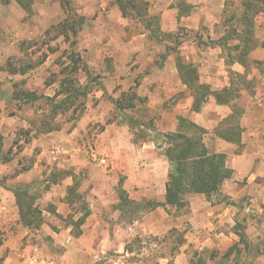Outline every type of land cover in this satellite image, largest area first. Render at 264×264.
Returning a JSON list of instances; mask_svg holds the SVG:
<instances>
[{"label": "crops", "instance_id": "obj_1", "mask_svg": "<svg viewBox=\"0 0 264 264\" xmlns=\"http://www.w3.org/2000/svg\"><path fill=\"white\" fill-rule=\"evenodd\" d=\"M229 1L234 0H142L149 6L145 18L157 16V27L148 30L142 25L143 32L130 37L125 34L129 18L123 16L117 1L109 15L123 31L110 33L109 23L100 21L94 25H102V33L88 27L82 30L78 39L82 57L91 74L102 75L93 83L96 89L88 96L81 119L69 130L64 128L48 135L54 143L63 141L68 168L64 170L66 175L37 200L43 218L40 228L32 229L22 223L13 193L41 181L36 170L12 176L6 186H0V264H87V254L98 258L91 244L97 239L95 233L109 223L101 218L95 204L84 213L74 211L73 204V196L89 176L85 171L90 163L80 145L86 137L92 138L102 157L101 163H96L97 173H90L89 179L101 184L100 188L93 187L91 194L99 198L102 194L105 207L110 205L107 195L120 178L127 195L133 196L136 191L139 199L158 198L160 205L165 203L173 168L163 148L155 140H139L138 130L124 119L109 121L112 112H116L114 101L131 90L136 79L139 87L135 108L144 102V107L156 117L150 122L156 133L184 132L181 120L192 123L204 133L203 143L209 155H224L226 168L231 172L210 198L183 196L189 211L187 248L196 246L215 252V258H205L208 264L218 256L231 264H264V28L259 22H264V16L259 13L253 19L252 37L257 47L248 55L246 68L235 57L241 51L235 50L240 43L225 41L230 30H222ZM162 35L172 36L175 43L179 39L177 45L170 44L177 47L175 58L167 59L170 46ZM87 41L94 44L87 47ZM160 56L166 57L165 61ZM106 57L110 59L107 62ZM178 57L197 70L198 84L208 90V101L198 112L193 111L194 92L180 77ZM158 59L160 64L156 63ZM127 115L134 117L128 111ZM92 185L88 180L85 187ZM220 196L222 200L214 204L212 199ZM167 209L160 206L151 212L166 219ZM84 217V223L78 226ZM136 225L127 227V231L120 226L115 228L114 242H129ZM143 227L144 232L150 229L148 225ZM108 240L111 241L109 234L102 239L104 247L111 244ZM247 244L254 246L255 253L252 248L247 251ZM236 246L239 254L231 252ZM189 259V251L183 250L175 260L176 264H188Z\"/></svg>", "mask_w": 264, "mask_h": 264}, {"label": "rangeland", "instance_id": "obj_2", "mask_svg": "<svg viewBox=\"0 0 264 264\" xmlns=\"http://www.w3.org/2000/svg\"><path fill=\"white\" fill-rule=\"evenodd\" d=\"M65 1L69 4V14H66L64 9H62L58 0H36L31 5L30 12H27L22 8L17 0H0L1 187L6 186L7 181L14 176L16 172L31 165L32 168L30 171L36 170L41 181L47 180L48 178L50 179L54 173L58 176L61 173L64 174V170L68 168V163L64 162L66 159V157H64L66 150L62 147L63 145H61L63 144V141L60 140L59 143H54V139L52 140L48 136L49 134H42L36 130V127L42 125L44 116L49 114V103H46L43 99H39L36 102L33 101V103H25L24 101L14 99L16 96L15 93L22 91L32 92L41 98L54 97L59 89L60 81L64 78L60 75L61 71L63 66L69 64L67 57L71 55L72 51L78 52L83 63L86 64L82 57L79 41L75 47H71L70 44L73 39L66 41L64 37H56V34L51 33L52 28L57 27L60 23L66 20L67 15H70L72 16L71 19H73L74 16L82 19L84 23L83 29L88 27V29H93L96 32L102 33L103 26L99 25L96 27L94 25L96 22L100 21L109 23L110 33L123 31L117 25H114L112 21L113 17L112 15H109L112 6L115 5L118 0ZM141 1L135 0L134 3L137 6V9L129 8L127 11V17L130 21L128 24L130 25L126 29V37L136 35L143 32L145 29L144 26H142V20L144 19L142 15L146 12L148 13L149 6H146V10V7H144L145 5H142ZM246 1L247 0L229 1L227 4L225 21L224 24H222L224 25L222 26V30L223 28H229L230 32L233 30L244 32L245 26L243 22H240V18L243 15L244 2ZM143 9L145 11H143ZM260 14L264 16V12H261ZM145 20H151V23H153L152 21L157 20V16L147 19L145 18ZM259 22L261 28H264V22L261 20H259ZM156 27V25L152 26V28ZM230 36L231 35L228 37ZM100 38L105 44H107L105 37H102L101 35ZM150 38L153 39L151 36ZM162 39L169 42L167 47L170 46V48L167 52V59L168 57L175 58L177 51L176 45L180 43L179 39L176 40V43L172 36L162 35ZM181 39H184V35ZM234 39L235 38L230 41H233ZM160 41L162 42V40ZM172 42L176 45H170ZM85 43H87V47L94 44L89 41ZM233 43L234 42H230V44ZM165 59L166 57L161 58L160 56L161 61H165ZM108 60L110 59L106 57L105 62ZM160 60L158 59L156 63L160 64ZM41 61L43 62L42 64L40 63ZM8 62L13 63L19 68L21 66H29V62L34 66L25 75H11L6 71ZM92 75L97 82L101 77L102 72L99 73L98 76H96L94 72ZM79 79L82 84H86L87 80L84 73L79 74ZM136 80L138 81L139 79ZM52 82H54V84L49 85ZM135 86L132 88H135ZM90 88L92 93L95 91L96 85L92 84ZM90 102H92V99H90ZM141 103L142 106H138V109L135 108L133 112L128 111V113H133L135 118L138 117V119L143 120L140 123L142 126H146L138 132V139H142V141H147L148 138L154 140L152 137H147L145 132L147 130H154V127L150 125V122H153L156 117H153V115L148 112V109L144 107V102ZM94 105L96 106L95 102ZM137 105L141 104L137 102ZM69 118L68 115L64 118L57 119V122L63 124V129L65 128L66 130H69L72 128L71 124H74ZM120 119H122L120 113L112 112L109 121L113 122ZM27 131H30V134L27 135ZM188 134L194 136L195 132L189 131ZM83 143L84 144L80 142V145L84 147L83 152L86 153L88 162L90 163V166L87 167L89 170L85 171L86 173L88 172L87 174L89 176H86L87 180L84 179L81 182V190L79 189V192L73 196L74 211H81L84 213L87 209L90 210L92 204H95V209L100 212L99 215L101 218L109 223L107 228H101L99 232L95 233L97 239H94L91 245L94 252L98 254V258L93 259L87 254V264H176L175 259L183 250L189 251L191 259H189L188 264H208V261H204L206 257L207 259L208 257H216V253L208 251V249L207 251L206 249L201 250L196 246H190L187 248L186 236L189 231L187 229V219L189 217V211L186 209V206L188 205L187 201H184L185 207L183 208L176 209L169 207V209L166 210L167 217L165 219L160 215L152 214L151 212L152 206L161 204L158 198L139 199L136 191L133 192V196L131 194L127 195L126 191L123 190L124 180L123 178H120V183L115 185L113 191L107 195L109 197L108 201L110 205L105 207L102 203V194H100L101 198L91 194V190L98 185V181L96 182L95 180L92 181L91 178L89 179L90 173L93 174L95 172L97 167L96 163H101L100 161L102 157L91 137L89 139L86 137ZM90 147H94L97 150L100 158L99 162L91 159L88 151ZM167 147L168 146H162L160 148H163L162 150L166 151ZM56 149H61L62 153L60 155L50 153H53ZM95 173H97V171ZM84 176L85 174L82 177ZM60 178L61 176L57 179ZM88 180L89 182L91 181L93 185L86 188L85 184ZM97 187L100 188L101 184L99 183ZM85 189L86 191L84 192ZM129 197H131V199ZM220 200H222V196L212 199L214 204ZM124 201H127L128 203L125 204ZM37 205L38 203L36 201L35 206ZM158 208L160 207H157L156 209ZM162 219H165L166 221H163ZM160 221H163L164 224L160 225ZM135 223L137 224V227L134 228L133 236L131 237L129 235V242L125 240H121V244L114 242L116 236L115 232L117 231L115 228L120 226L123 230L127 231V227H130ZM144 225L150 226V229L146 232H144L143 229ZM75 232L79 233V230L76 229ZM108 234L111 236V241L108 240L107 243L111 244H107V247H104L102 239ZM247 245V251H249V249L252 248V245ZM103 247L105 249L102 250ZM252 251L255 253L254 251L256 250L253 249ZM231 252L239 254V248L236 246ZM218 257L217 260H211L210 264H231L230 260H226L222 256Z\"/></svg>", "mask_w": 264, "mask_h": 264}, {"label": "trees", "instance_id": "obj_3", "mask_svg": "<svg viewBox=\"0 0 264 264\" xmlns=\"http://www.w3.org/2000/svg\"><path fill=\"white\" fill-rule=\"evenodd\" d=\"M21 7L27 12H30L31 5L36 0H17ZM49 1V0H47ZM55 1V0H53ZM57 1V0H56ZM62 9L69 14L68 2L65 0H58ZM135 0H118L120 11L124 17H127V11L129 8L137 9ZM147 6V4L142 3ZM147 10V7H146ZM143 11H145L143 9ZM264 12V0H247L244 2V12L242 15V21L245 30L241 34L236 30L230 32L228 39L237 40L240 44L235 47L236 51H240L236 54V59L241 62L246 68L249 66L248 55L251 51L256 49L257 42L252 37L254 17L259 13ZM146 13L142 15L143 25L146 29H151L156 21L145 20ZM67 15L66 20L60 23L57 27L52 28V32L56 34V37H64L66 41L73 39L70 44L71 47H75L78 42V36L83 29L84 23L81 18ZM234 35V36H233ZM28 55V54H27ZM26 55V56H27ZM69 64L63 66L61 74L64 78L59 83V89L55 93L54 97L41 98L32 92H16V100L24 101L25 103H33L39 99H43L46 103H49L50 111L42 120V125L36 127V130L42 134H51L59 132L63 129V124L57 122V119L64 118L69 115L70 121L77 123L86 110V101L91 93V85L96 83L88 66L83 63L78 52L72 51L71 55L67 57ZM44 61V60H43ZM43 63L42 61L40 62ZM29 66L16 67L13 63L7 64L6 71L11 75H25L34 66L29 62ZM177 65L179 74L184 83L194 92L195 101L193 104V111L198 112L202 105L208 101V90L198 84L197 70L192 65H186L183 63L180 57L177 58ZM1 71V68H0ZM84 73L86 76V84H82L79 79V74ZM54 84V82L49 85ZM99 85V84H98ZM139 87V81L136 82L135 88H131L126 93H123L121 97L114 101L116 112L120 113L122 119H125V123L132 128L140 129L145 128L134 117L127 115V111L135 109V102L138 100L136 95V89ZM180 128L184 130L179 131L176 134H159L155 130H147L145 132L147 137H152L159 145L168 146L165 153L172 165L173 172L170 174V180L166 186L165 203L160 205L156 204L152 206L151 211L157 207H172L183 208L185 202L183 201L184 195L194 194L203 195L210 198L216 194L223 184V182L230 178L231 172L226 168L224 155H209L208 150L203 143V132L192 123L181 120ZM194 131L195 135L190 136L187 133ZM30 131H27V135ZM2 151V138L0 136V153ZM32 168L31 166L24 167L20 171L16 172L13 177L20 174L28 173ZM66 174L61 173L59 176L54 173L47 180L38 181L24 189L14 190V196L16 197L17 206L19 208L21 221L29 228H40L43 223L41 219V210L36 201L41 195L50 190V188L56 185L58 177H64ZM127 204V201H124ZM86 217L79 221L78 226L84 223ZM241 236V235H240ZM243 238V235L241 236ZM2 241L0 240V245Z\"/></svg>", "mask_w": 264, "mask_h": 264}, {"label": "built area", "instance_id": "obj_4", "mask_svg": "<svg viewBox=\"0 0 264 264\" xmlns=\"http://www.w3.org/2000/svg\"><path fill=\"white\" fill-rule=\"evenodd\" d=\"M88 151H89L91 159H93V161L99 162L100 158H99V154H98L97 150L94 147H90ZM61 153H62L61 149H56L53 151L52 154H54V155L59 154L60 155Z\"/></svg>", "mask_w": 264, "mask_h": 264}]
</instances>
